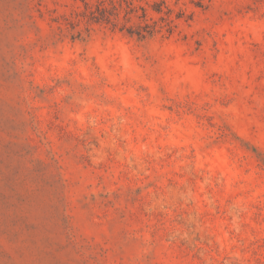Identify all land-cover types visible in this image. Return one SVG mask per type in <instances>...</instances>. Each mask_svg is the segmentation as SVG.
<instances>
[{"label":"rangeland","instance_id":"1","mask_svg":"<svg viewBox=\"0 0 264 264\" xmlns=\"http://www.w3.org/2000/svg\"><path fill=\"white\" fill-rule=\"evenodd\" d=\"M0 264H264V0H0Z\"/></svg>","mask_w":264,"mask_h":264}]
</instances>
